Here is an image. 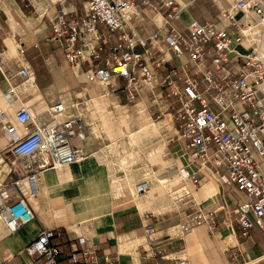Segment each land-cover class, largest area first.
<instances>
[{"label":"built area","instance_id":"2783aa9c","mask_svg":"<svg viewBox=\"0 0 264 264\" xmlns=\"http://www.w3.org/2000/svg\"><path fill=\"white\" fill-rule=\"evenodd\" d=\"M36 1L51 29L46 41L70 69L79 70L86 80L99 81L111 96L122 91L127 101H133L144 84L154 80V68L161 75L157 86L166 89L163 97L175 98L178 105L172 116L174 133L168 139L184 141L193 166L179 167L181 178L173 189L182 231L215 223L214 211L204 210L193 196L208 169L226 188L245 194L234 208L240 233L247 234L253 226L264 229V174L259 160L264 157V0H234L219 7L214 20L192 18L183 29L171 20L179 18L187 3L141 0L153 14L160 15L165 6L172 9L160 15L161 22L147 38L139 32L140 5L134 0H83L80 12L62 4L54 9L59 0ZM248 8L261 24L255 39L244 32L250 22L235 17ZM104 30L115 33L111 44ZM162 42L180 59V65L169 63ZM139 46L144 49L140 51ZM83 62L88 64L86 69ZM18 73L28 75L29 71L24 67ZM9 93L5 94L10 99ZM156 99L161 102L163 98ZM66 108L63 100L51 104L50 118L41 124L33 122L25 104L15 111L13 123L0 110V131L9 140L0 161L21 159L0 179V220L11 233L34 218L27 195L37 190L38 172L80 161L86 154L87 123L82 115L67 114ZM137 190L148 191L150 184L143 180ZM156 229L150 221L143 228L147 235ZM53 236V229H43L21 252L31 264H58L59 249L51 242ZM100 260L128 264L93 248L76 249L70 255L72 264ZM175 264L190 263L181 257Z\"/></svg>","mask_w":264,"mask_h":264},{"label":"crops","instance_id":"0c3cea01","mask_svg":"<svg viewBox=\"0 0 264 264\" xmlns=\"http://www.w3.org/2000/svg\"><path fill=\"white\" fill-rule=\"evenodd\" d=\"M134 1L140 5L136 16L139 32L147 38L156 29V23L161 22L160 15L166 16L172 9L165 6L160 15L153 14L141 0ZM233 1L175 0L179 5H187L181 10L179 18L172 19L171 23L183 29L192 18L212 21L216 18L219 7L228 6ZM82 2L83 0H59L54 9H59L62 4L64 8L80 12ZM50 34L51 29L42 14L41 3L36 0H2L0 110L4 111L12 123L14 113L21 104L29 107L34 123L47 121L50 118L49 106L58 100L66 101L64 96L76 86L77 76L82 75L76 74L79 70L70 69L61 53L46 41ZM104 34L111 44L115 33L104 30ZM160 47L165 50L170 64L180 65V59L166 50L165 42H162ZM138 49L142 51L144 46H139ZM155 52L160 54L157 50ZM24 67L28 69V75L18 73L19 69ZM87 67V62H83L82 68ZM154 71V80L151 84H144L135 100L127 101L122 91L112 97L117 107H135L143 102L144 111L135 113L138 119L144 117L146 124L135 132V136L131 134L128 142L133 143L134 138L141 139L156 134L164 141L163 147L153 150L159 153L158 149H161L162 153L157 155L161 161L151 164V170L153 173L160 172L164 163L171 161L160 176L155 175V183L165 186L162 181L168 176L177 175V181L180 180L181 165H187L189 168L193 166L189 161L184 141L168 139L174 133L167 129L173 127L172 116L178 105L175 98L163 97L166 89L157 86L161 75L156 68ZM87 82L89 84L88 80ZM10 87L14 92L10 91L9 99L5 93ZM159 95L163 98L161 102L156 101ZM67 102L66 113L75 114V110L74 113L70 112L72 109ZM161 104H164V107ZM158 115L163 117L157 120L159 124L156 125L154 116ZM93 129L98 135L95 125ZM8 143V138L2 133L0 155L5 152ZM89 144L87 136L83 142L86 154L80 161L59 168L48 167L38 172L37 190L27 195L34 212L31 221L13 233L0 221V264H31L29 258L21 251L43 229L54 230L51 242L59 249L58 264H72L71 253L81 248H93L100 255H116L119 261L128 264H175L176 259L181 257L188 259L190 264H229L231 261L241 264H264V229L253 226L243 235L235 223L234 208L237 200L244 198L242 191L226 188L211 170H206V178L194 190L193 196L204 210L214 211L215 223L212 226L201 224L189 232H184L177 223L175 198L171 207H164L166 205H158L156 202L149 203L152 199L146 194L155 191L153 181L145 176L147 166L130 167L125 170L124 175H118L117 170L121 165L113 167L100 149L94 151ZM119 150L128 153V163H134L136 157L131 150L127 151L126 142ZM20 160L0 161V179L6 177L9 169H13ZM259 160L264 174V157H259ZM177 163L180 166L176 165ZM170 166L173 168L168 169ZM126 177L131 180L134 190L143 180L148 181L150 190H135L134 201L130 200ZM112 183L116 185L115 189L111 188ZM175 185L176 183L170 192H173ZM148 221L157 226L151 235L145 234L143 230ZM82 264L104 263L100 260Z\"/></svg>","mask_w":264,"mask_h":264},{"label":"rangeland","instance_id":"374dc122","mask_svg":"<svg viewBox=\"0 0 264 264\" xmlns=\"http://www.w3.org/2000/svg\"><path fill=\"white\" fill-rule=\"evenodd\" d=\"M76 74L79 75L80 72ZM81 76H77L75 80L76 86L64 97L67 98L65 102L68 101L67 103H70L69 106L72 109L70 112L74 113L73 110H75V115H82L84 117L87 123L86 125L88 126L87 136L91 148L94 151L100 149L101 152L104 153L109 164L113 167H119V165H121L117 170L118 175H124L125 170L130 167L139 165L147 166L148 171L145 172V176L153 181V190L155 191L154 193L146 194L147 197L152 199L149 203L156 202L158 205L163 204L166 205L164 207H171L176 195L172 196L170 190L175 183L167 185L164 183V180L162 182L165 186H158L157 183H155L157 182L155 175L160 176L165 166L171 164V161H166L160 172L153 173L151 170V164L161 161L157 158V155L162 153L161 149H158L160 151L159 153L153 150L163 147L164 141L162 139L160 140L157 136L158 134H156L141 139L134 138L133 143L128 142L130 135L133 134V136H135V132L146 124L144 117L138 119L136 114L137 112L142 113L144 111L143 102L137 104L135 107H117L115 99L107 93L106 87L102 83L97 80H90L88 84L87 80ZM160 117L163 116H154L156 125L159 124L157 120ZM94 125L98 130V135L95 134L93 129ZM167 130L174 131V128L169 127ZM1 134L0 132V135ZM124 142H126L127 151L131 150L133 156L136 157L134 163H128V153L119 150ZM176 165L180 166L178 163ZM172 168L173 166L168 167V169ZM152 173L154 175H152ZM111 188L115 189L116 185L112 183Z\"/></svg>","mask_w":264,"mask_h":264},{"label":"bare ground","instance_id":"6f19581e","mask_svg":"<svg viewBox=\"0 0 264 264\" xmlns=\"http://www.w3.org/2000/svg\"><path fill=\"white\" fill-rule=\"evenodd\" d=\"M235 17L238 20L250 22V25H248V27L244 29V32L248 34L250 39H255L257 37V35L261 32V24L258 23V20L255 16L254 12L251 9H249V8L246 9V12H244L242 14L237 13L235 15ZM8 91L14 92L12 87H10L8 89ZM161 105L164 107V104H161ZM163 123L165 124L166 121H163ZM44 169H46V168H44ZM180 175H181V173H180ZM178 179L179 178H177L176 175H171V176H168L166 179H164V183L165 184L176 183V182H178L177 181ZM126 185H127L128 190L130 191L128 198H130V200L134 201L133 195H136L135 190H136V192H140V191L137 190V185L135 186V190H134V187H133L131 180L127 177H126ZM171 194H172V196H175L173 192H171Z\"/></svg>","mask_w":264,"mask_h":264}]
</instances>
